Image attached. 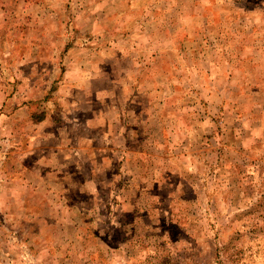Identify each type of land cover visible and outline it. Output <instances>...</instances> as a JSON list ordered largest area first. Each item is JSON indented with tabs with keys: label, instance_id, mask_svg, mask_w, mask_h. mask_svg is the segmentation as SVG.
<instances>
[{
	"label": "rangeland",
	"instance_id": "1",
	"mask_svg": "<svg viewBox=\"0 0 264 264\" xmlns=\"http://www.w3.org/2000/svg\"><path fill=\"white\" fill-rule=\"evenodd\" d=\"M71 136L99 168L50 180ZM0 264H264V0H0Z\"/></svg>",
	"mask_w": 264,
	"mask_h": 264
},
{
	"label": "crops",
	"instance_id": "2",
	"mask_svg": "<svg viewBox=\"0 0 264 264\" xmlns=\"http://www.w3.org/2000/svg\"><path fill=\"white\" fill-rule=\"evenodd\" d=\"M101 72L102 71H99V78L96 80V82H95L96 84H91V82L86 83V80L81 79V81L84 80L85 82H82L83 84H80L79 88L87 89V87H90L88 89H97L96 86L99 84L97 81H99V79H101V77H103ZM166 81L169 82L168 79ZM99 92H100V90H99ZM163 104H164L163 107H166L165 106L166 103H163ZM99 106H100L99 111H95L92 115H89V116L85 117V119H84L85 120V127H88V126L94 127V128H90L91 129L90 130L91 132L89 131L91 134L90 139H92L93 141H97L100 138V139H107V140L111 141L112 143L115 142V143H113L114 148H111L112 154L122 153V154H125L127 156V158H123V157L119 158V163L121 161L122 162L121 165H123L125 169H127V168L130 169V167H132V169H130L129 171L127 170V171H128V175H129V182L132 184V187L135 190L140 186V185L138 186V184H137V181L139 180V178L144 179V177H145V180H152L151 171H148L149 169L152 168L151 158L150 157L147 158L146 164L141 163L140 162L141 159L137 160V152H140L142 154L145 150H137V148H131L127 145V142L125 141V139H123V137L125 135H129L130 133H132L131 131H133V130H130L129 128L124 127L125 125L123 124V121H125V119L121 115V108L120 107H118V108L113 107L112 109H109V110L102 109V105L100 104V102H99ZM143 106H145V104ZM136 116L138 118L142 117L143 119L146 117L144 113H142L139 116L138 115H136ZM164 117L166 120H168L167 116L166 115L164 116V114L161 116V119H163ZM175 117H177V115H174L172 120L176 119ZM44 120H47V119L45 118L42 121H44ZM128 123L131 125V122H128ZM175 127L176 126H174L172 129L174 130ZM67 130H68V128L65 129L64 133L70 134L71 132H69V130L67 132ZM163 130L166 132V134H167V132H169V130H168L167 126H165V124L163 125ZM178 132H180V128L175 130L176 134ZM56 137H57V135H56ZM72 138H74L75 143L67 144V145L62 144L59 141H57V143H54L55 147L53 148V152H50L48 155V161H49V163H51L49 166L51 171L48 174L51 178L50 180H53V179L54 180H79V178H77V176L73 170L77 169L78 174H80L79 171H81L83 168H85V166H86L85 163H88L89 157H87V155H86V152L90 151V150H88L89 149L88 146H85L84 145L85 142L82 141L83 146H81V142H80L78 144L79 145V147H78L76 145L77 144V137H72ZM117 139L123 140L121 143V146L118 144L119 147L118 146L115 147V145H117ZM154 143H156V142H154ZM169 147H171V146L169 145ZM146 149H147V147H146ZM167 150H169V148H167ZM101 151H102L101 149L94 150V152H96V153H94V156H91V158H89V163L90 162L92 163L90 167L94 168L95 170L97 169V167L99 168V164H98V158L100 156L99 153H101V155L103 153ZM228 151H230V150H225V152H228ZM91 153H93V152H91ZM132 154H135V156L131 157ZM129 159H133V160H129ZM104 161H106V160H104ZM103 165L105 167V163ZM141 166H143V168H141ZM80 180H87V179L81 178ZM88 180H90V179H88ZM156 181L157 180H153L151 182V184H154ZM149 182L150 181H148V184L146 186L141 187L143 191L133 192L132 197H135V199L131 198V201L124 200L125 203H127V205H132L131 206L132 211L134 213H137L138 215L141 213H144L145 210L144 211L139 210L140 208L137 207L138 206L137 202L139 203V200H141V199L137 198V194H143L144 195L147 192V189H148L147 186L149 185ZM18 183H19V181H17V184ZM33 185H36V184L33 182ZM53 193H54V191H53ZM135 201H136V204H135ZM51 202L52 203L54 202L53 194H52ZM135 205H136V207H135ZM117 206H118L117 208L119 209L120 205L118 204ZM70 209L71 208L68 207L67 211L68 212L71 211ZM120 210H118V212H120ZM122 210H121V212L124 214L125 210H123V211ZM66 229H67V231H70L71 226H66L65 229H63V232H65ZM61 230H62V228H61Z\"/></svg>",
	"mask_w": 264,
	"mask_h": 264
}]
</instances>
